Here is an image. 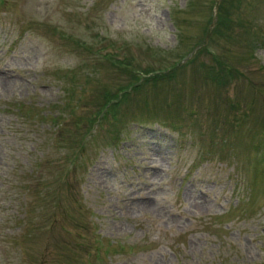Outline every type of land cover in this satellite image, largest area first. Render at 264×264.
I'll list each match as a JSON object with an SVG mask.
<instances>
[{"label":"rangeland","instance_id":"1","mask_svg":"<svg viewBox=\"0 0 264 264\" xmlns=\"http://www.w3.org/2000/svg\"><path fill=\"white\" fill-rule=\"evenodd\" d=\"M227 3L0 0V264H264V0Z\"/></svg>","mask_w":264,"mask_h":264},{"label":"trees","instance_id":"2","mask_svg":"<svg viewBox=\"0 0 264 264\" xmlns=\"http://www.w3.org/2000/svg\"><path fill=\"white\" fill-rule=\"evenodd\" d=\"M225 1L228 2L227 6H229L230 5V0H225ZM215 2L216 1L213 2L214 5H215ZM216 6H217V9H216V13H215L214 18H215V21H216L215 24L217 26V25H222L224 22H226L228 20V11H227V8L223 6L221 1H219L218 4H216ZM211 26H209L207 28V32L209 34L213 33V28ZM199 46H201V44H198V47ZM189 52H190V50H189ZM192 52L194 53V50ZM192 52H190V55H191ZM214 60H215V63H216V65L214 67V71L211 72V67H206L204 70L205 71L207 70V72L210 71L209 72V80L210 81H212L211 78L214 77V79H216L218 82L222 83L226 79L227 75L230 76L231 70L227 66H225L224 64H221L217 59H214ZM214 60H213V62H214ZM117 63H118L117 66L119 65L121 67L120 71L124 72V70L126 68V64L121 62V61H119V60H117ZM168 66H169V69L166 72L152 73L150 71H144L146 73V75H147V77L145 76L146 77L145 80L148 79L149 77L151 78V80L152 79H156V78H162V77H163V79H164V77L173 78L175 73H176V71L181 67V65H178V61L177 60L173 61V63H170ZM232 71L234 73L236 72L233 69H232ZM211 73H212V75H211ZM201 76H203V73L201 74ZM120 82L121 83H119L120 84L119 87H118V85H116L117 90L114 92V94L111 93L110 91H107L106 89L104 90L105 95H109L108 99L103 101L104 110H106V111L109 110L110 111L112 107H109V106H113L114 104H117V102H119L122 99V95H126L125 90H130L131 89V91H133L134 89L139 88V86L142 85L143 80H139V76L137 75L136 76V80L133 83H132V81L126 82L125 80H121V79H120ZM179 87H181V82L180 81H179ZM121 90H122L123 93L119 92ZM115 95H116V97H115Z\"/></svg>","mask_w":264,"mask_h":264},{"label":"bare ground","instance_id":"3","mask_svg":"<svg viewBox=\"0 0 264 264\" xmlns=\"http://www.w3.org/2000/svg\"><path fill=\"white\" fill-rule=\"evenodd\" d=\"M145 201V200H144Z\"/></svg>","mask_w":264,"mask_h":264}]
</instances>
